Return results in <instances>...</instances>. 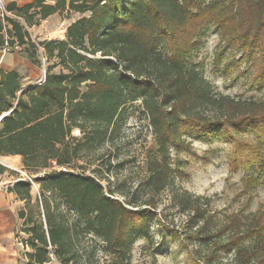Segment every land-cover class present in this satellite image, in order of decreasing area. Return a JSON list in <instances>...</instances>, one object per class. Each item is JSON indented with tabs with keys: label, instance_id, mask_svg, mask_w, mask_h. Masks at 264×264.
<instances>
[{
	"label": "trees",
	"instance_id": "16d2710c",
	"mask_svg": "<svg viewBox=\"0 0 264 264\" xmlns=\"http://www.w3.org/2000/svg\"><path fill=\"white\" fill-rule=\"evenodd\" d=\"M6 8L21 18H5L10 43L44 65L43 79L29 85L16 67L0 70V156L19 155L31 179L10 170L16 177L7 186L24 203L17 210L26 235L22 264H99L94 245L84 244L88 233L109 255L101 264H127L133 232L145 230L170 186L167 144L187 146L186 136L223 139L231 145L229 169H258L246 178L251 186L264 180L260 146L241 136L255 133L264 144V99L215 92L187 61L198 34L214 25L224 50L239 52L225 69L240 77L239 66L248 64L249 81L264 86V0H30ZM55 12L80 15L63 38H31L26 26ZM2 29L0 19V45ZM138 100L159 157L147 163L142 191L119 190L120 199L109 183L66 166L83 146L119 131ZM7 169L0 163V174ZM170 197L187 216L184 238L198 244L194 264H223L218 255L229 249L232 264H264L262 216L254 214L245 226L237 217L220 224L199 197L173 188Z\"/></svg>",
	"mask_w": 264,
	"mask_h": 264
},
{
	"label": "rangeland",
	"instance_id": "374dc122",
	"mask_svg": "<svg viewBox=\"0 0 264 264\" xmlns=\"http://www.w3.org/2000/svg\"><path fill=\"white\" fill-rule=\"evenodd\" d=\"M64 15L65 13L61 14L62 20L53 22L51 29L48 24L33 26L31 34L36 40L61 38L67 22L63 19H72L80 14L71 12L68 17ZM197 38L187 61L189 65L199 69L211 82L215 92L235 98L264 99V86L257 87L249 81L248 64L239 66L238 70L244 71L240 77H236L237 71L230 73L225 69L226 63L237 58L239 52L224 50V43L219 42V35L214 25L208 26V29L199 33ZM17 53L18 56L24 55L19 51ZM33 65L34 72L30 67L22 65L21 72L29 78V81H36L43 75L44 65L41 67ZM134 109V111L128 109L130 112L126 114L119 131L111 134L102 144L92 143L83 146L71 164L66 166L76 172L93 174L103 184L109 183L120 199L123 197L117 193L119 190L125 192L138 190V193L142 191L140 184L145 178L147 163L150 159L159 157L158 146L147 119L140 111L139 100L134 103ZM72 134L78 138L82 137V132L78 128H73ZM241 136L246 142L259 145L264 154V144L257 141L255 133L246 131ZM186 141L188 145L184 147L167 144L168 160L172 169L170 186L159 195L157 211L150 215L145 230L133 232L127 264H194L197 262L193 250L198 244L196 241L190 242L184 238V232H187V216L180 214L177 206L172 203L170 188L187 192L192 197H199L220 224L225 223L229 218L237 217V220L242 222L241 225L245 226L247 224L245 222L249 221L254 214L262 216L264 221V180L256 186H251L246 179L249 176H255L258 169L251 167L247 170H230L231 145L221 138L205 140L201 137L186 136ZM0 162L11 166L0 175L1 203L12 206L13 211L17 212L24 203L7 191V186L11 185L16 177L12 171L25 176V170L22 168L20 159L15 165H11V162L4 161L1 157ZM32 186L33 193L36 194L37 185L32 183ZM20 227L21 220L16 227L18 234L13 245V257H15L13 264L23 263V252L27 249L20 242V239L26 236L19 231ZM172 229L177 230L178 234H171ZM226 232L227 230H224V234ZM244 240L246 244L250 241ZM84 241V244H92L96 248L93 261L101 264L109 260V255L103 250V243L97 236L88 233ZM218 256L217 260H221L223 264L233 263L231 249L222 250ZM86 263V260L82 259L79 264Z\"/></svg>",
	"mask_w": 264,
	"mask_h": 264
},
{
	"label": "crops",
	"instance_id": "0c3cea01",
	"mask_svg": "<svg viewBox=\"0 0 264 264\" xmlns=\"http://www.w3.org/2000/svg\"><path fill=\"white\" fill-rule=\"evenodd\" d=\"M9 1H15L17 6H22L30 2V0H6V2H9ZM75 18L63 19V20H67L63 28V31H62L63 33H65L66 26L71 21H73ZM56 20H59V21L62 20V17L58 12L48 15L45 19L41 20L40 23L37 25L26 26V29L28 30L31 38L35 39L33 35L31 34L33 26H42L43 24L44 25L48 24L51 29L53 28V22ZM63 36L64 35H62L61 38H63ZM46 39H49V38H46ZM22 65L24 67H28V68L30 67L31 71L33 72L35 71V69L33 68L34 65L24 55L18 56L17 52H12V53L9 52L4 55H1V52H0V70H9L13 67H16L18 71L24 76V81H26L24 82V84L25 85L32 84L35 81H29L28 80L29 78L27 76L25 77V75L21 72L22 67H23ZM0 157L4 161L11 162V165L12 164L15 165V163L19 161L20 159L19 155H1ZM0 163L3 164L2 162ZM3 165L5 166L6 164H3ZM6 167H11V166L6 165ZM19 220L21 219L17 217V212L13 211V207L7 206L4 203H1V200H0V264H13V260L15 259V257H13V253H14L13 245H14V240H16L15 237H17L15 236V230H18L16 229V227H17V223L19 222Z\"/></svg>",
	"mask_w": 264,
	"mask_h": 264
},
{
	"label": "built area",
	"instance_id": "2783aa9c",
	"mask_svg": "<svg viewBox=\"0 0 264 264\" xmlns=\"http://www.w3.org/2000/svg\"><path fill=\"white\" fill-rule=\"evenodd\" d=\"M6 17L16 18V19L21 20V18L18 15H16V13L14 11L8 10L6 8L5 0H0V19H1L2 24H3V29H2L3 42L0 45L1 55H4V54L9 53L11 51H15V52L21 51V49H22V46L17 41L10 43V37H8L6 32H5V26H6L5 18ZM43 76H44V72H43L42 76L37 78L36 82L41 81L43 79ZM25 177H27L29 180H31L30 177L26 173H25Z\"/></svg>",
	"mask_w": 264,
	"mask_h": 264
},
{
	"label": "water",
	"instance_id": "95a60500",
	"mask_svg": "<svg viewBox=\"0 0 264 264\" xmlns=\"http://www.w3.org/2000/svg\"><path fill=\"white\" fill-rule=\"evenodd\" d=\"M4 115V114H3Z\"/></svg>",
	"mask_w": 264,
	"mask_h": 264
}]
</instances>
